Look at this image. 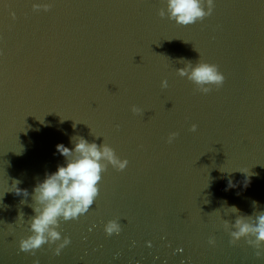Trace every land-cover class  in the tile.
Listing matches in <instances>:
<instances>
[{
    "label": "water",
    "instance_id": "95a60500",
    "mask_svg": "<svg viewBox=\"0 0 264 264\" xmlns=\"http://www.w3.org/2000/svg\"><path fill=\"white\" fill-rule=\"evenodd\" d=\"M181 60L198 61L131 0H0V264H264L224 229L264 210V129L224 85L197 91ZM74 136L129 163L102 173L87 213L61 218L59 255L60 241L24 252L33 189Z\"/></svg>",
    "mask_w": 264,
    "mask_h": 264
},
{
    "label": "clouds",
    "instance_id": "9594fccd",
    "mask_svg": "<svg viewBox=\"0 0 264 264\" xmlns=\"http://www.w3.org/2000/svg\"><path fill=\"white\" fill-rule=\"evenodd\" d=\"M165 4L166 8L161 7L158 15L161 18L167 16L168 19L184 26L202 21L212 14L215 7L214 0H165ZM41 7L48 10L51 5H33L34 10ZM11 15L15 18L14 12ZM181 61L184 62V66L176 69L178 75L187 77L197 91L207 94L213 90V87L218 89L223 85L225 77L219 71L218 65L202 59L195 63ZM161 87H168L167 79L161 81ZM131 111L134 114H142L144 110L134 104L131 106ZM196 129L197 125L193 123L190 131L195 132ZM178 135V132H170L167 143H172ZM71 141L74 144L72 148L62 143L56 146L57 151L65 157V164L58 165L55 172L46 174L44 180L38 182L33 189L35 203L32 208L35 215L30 219L31 234L19 241V248L24 252H31L34 255L35 250L45 243L51 245L60 241L54 249L55 254L59 255L61 250L70 243V238L64 236L61 239V233L57 230L61 218L65 221L78 219L79 216L87 213L99 195L102 173L109 165L117 171H123L129 163L127 158H120L105 142L98 145L82 136H74ZM238 171L248 174L241 169ZM17 183L18 181L13 183L14 191L17 194L23 191L24 196H27V190L16 187ZM231 209L233 212H239L235 206ZM224 229L230 235V243L236 244L244 238L249 245L257 249L255 252L257 257L264 256L262 251L264 249V210L254 212L252 215H237L234 222L224 221ZM104 231L109 236L113 233L118 234L121 231V224L116 219L108 220L104 225ZM215 242V238L210 236L208 243L214 245ZM148 243L150 245L151 242ZM34 264H38V261H34Z\"/></svg>",
    "mask_w": 264,
    "mask_h": 264
}]
</instances>
